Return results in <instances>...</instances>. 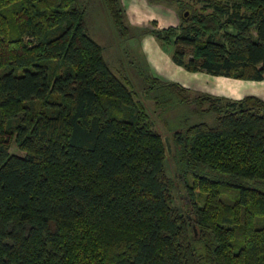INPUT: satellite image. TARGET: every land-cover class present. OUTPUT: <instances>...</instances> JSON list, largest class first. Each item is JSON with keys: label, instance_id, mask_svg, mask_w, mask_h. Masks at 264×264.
<instances>
[{"label": "trees", "instance_id": "1", "mask_svg": "<svg viewBox=\"0 0 264 264\" xmlns=\"http://www.w3.org/2000/svg\"><path fill=\"white\" fill-rule=\"evenodd\" d=\"M77 1L0 0V264H264V100L144 76L178 205L164 137ZM148 2L178 12L143 31L177 66L264 81V0Z\"/></svg>", "mask_w": 264, "mask_h": 264}, {"label": "crops", "instance_id": "2", "mask_svg": "<svg viewBox=\"0 0 264 264\" xmlns=\"http://www.w3.org/2000/svg\"><path fill=\"white\" fill-rule=\"evenodd\" d=\"M121 1L125 9V21L133 33L132 38L141 37L148 64L160 79L178 83L193 92L216 97L241 100L246 96H256L264 100V81H246L216 77L205 72H188L173 62V50L163 47L153 35L143 34L147 28L162 30L179 26L180 17L175 8L150 4L148 0ZM116 70L118 69H114L115 73Z\"/></svg>", "mask_w": 264, "mask_h": 264}, {"label": "rangeland", "instance_id": "3", "mask_svg": "<svg viewBox=\"0 0 264 264\" xmlns=\"http://www.w3.org/2000/svg\"><path fill=\"white\" fill-rule=\"evenodd\" d=\"M195 1L197 0H191L192 3ZM77 4L82 9H85L89 33L104 49V56L108 64L113 70L116 68L120 71L122 70L131 79L132 88L137 99L146 106L148 113L156 122L157 130L164 137L167 148V172L171 178L176 180L178 188L175 190V199L178 205L183 206L182 195L186 193L182 189L183 179L177 174L175 167L172 134L157 121V117L154 114V103L147 101L144 97V76L146 74L159 76L153 72L148 64V59L141 45V37L135 36V38H132L133 33H131L129 38L122 39L114 26L104 0H78ZM168 49L172 50L171 48ZM11 152L21 156L24 155L15 144H13ZM214 175L212 172L209 173V176ZM246 185L254 186L255 184L246 182Z\"/></svg>", "mask_w": 264, "mask_h": 264}]
</instances>
